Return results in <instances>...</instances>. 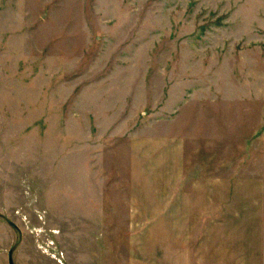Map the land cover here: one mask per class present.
Masks as SVG:
<instances>
[{"label":"rangeland","instance_id":"rangeland-1","mask_svg":"<svg viewBox=\"0 0 264 264\" xmlns=\"http://www.w3.org/2000/svg\"><path fill=\"white\" fill-rule=\"evenodd\" d=\"M264 264V0H0V264Z\"/></svg>","mask_w":264,"mask_h":264},{"label":"water","instance_id":"water-1","mask_svg":"<svg viewBox=\"0 0 264 264\" xmlns=\"http://www.w3.org/2000/svg\"><path fill=\"white\" fill-rule=\"evenodd\" d=\"M9 258H10V264H13L12 263V254H10V257Z\"/></svg>","mask_w":264,"mask_h":264}]
</instances>
